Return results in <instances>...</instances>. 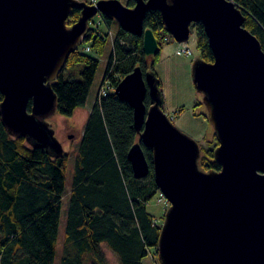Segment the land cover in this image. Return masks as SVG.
Here are the masks:
<instances>
[{
  "label": "water",
  "instance_id": "obj_1",
  "mask_svg": "<svg viewBox=\"0 0 264 264\" xmlns=\"http://www.w3.org/2000/svg\"><path fill=\"white\" fill-rule=\"evenodd\" d=\"M74 10L81 17L69 27ZM151 11L161 13L166 32L178 44L189 42L193 25L205 29L214 61L197 58L192 77L219 144L213 155L221 166L220 171L200 168V145L164 113L155 73L138 66L120 82L116 96L134 110L140 134L129 152L134 177L149 176L144 148L151 150L155 182L170 204L159 260L264 264V50L233 0H135L133 8L120 0L95 6L80 0H0L2 124L12 137L62 158L64 145L49 121L58 109L53 83L98 15L143 38L145 55L157 56L159 42L144 25Z\"/></svg>",
  "mask_w": 264,
  "mask_h": 264
},
{
  "label": "trees",
  "instance_id": "obj_2",
  "mask_svg": "<svg viewBox=\"0 0 264 264\" xmlns=\"http://www.w3.org/2000/svg\"><path fill=\"white\" fill-rule=\"evenodd\" d=\"M233 1L247 18L246 29L259 39L264 50V0ZM126 6L135 7V0H128ZM80 17L81 11L74 10L68 26ZM101 19L108 29L116 24L110 17ZM144 25L153 31L161 49L163 33H167L161 13L149 12ZM192 30L200 58L213 62L203 25H193ZM109 40L107 32L89 28L84 45L71 55L53 83L58 116L71 118L86 105L99 69L98 56L104 54ZM110 45L113 51L102 83H107L110 90L105 96L98 94L74 158L62 264H90L87 256L91 264H107L103 245L119 264H144L151 250L157 255L162 226L147 209L160 195L153 172V152L144 148L151 169L149 176L135 179L129 152L140 134L135 128L134 110L115 93L136 67L141 66L144 73H155V64L147 69L143 38L120 27ZM68 69L77 72L81 80H66L63 74ZM2 102L0 94V105ZM145 103L149 108V97ZM218 146L215 137L214 147L200 160L204 171L221 170L213 155ZM70 160L68 153L55 159L45 150L32 148L25 139L12 137L0 117V264H55Z\"/></svg>",
  "mask_w": 264,
  "mask_h": 264
},
{
  "label": "rangeland",
  "instance_id": "obj_3",
  "mask_svg": "<svg viewBox=\"0 0 264 264\" xmlns=\"http://www.w3.org/2000/svg\"><path fill=\"white\" fill-rule=\"evenodd\" d=\"M80 1L92 6L94 5V2L96 3V1L100 2L104 0ZM120 1L125 6L127 5L128 0ZM90 27L96 29L97 33L107 32L110 35V43L105 49L104 54L98 56L100 63L99 69L87 103L84 107L77 109L71 118H65L56 114L49 119L52 125L54 124L58 129L59 136H57L60 137L66 153L71 155L67 176L66 199L63 204L59 244L55 264H62V259L64 257L68 193L70 192L73 178L75 164L74 158L77 154L78 146L82 141L83 133L90 113L98 99V94L100 93V88L107 70L108 60L111 52L113 51V45L111 46L110 44L112 43L113 36L118 33L119 25L117 23L113 24L111 28L108 29L101 19V15H98L90 22L89 28ZM82 46L80 48H82ZM84 47L85 48L83 49L87 53H91V51L88 50V47ZM188 47L193 53L192 57H188L187 55L180 53L179 50L182 49L180 44H178L168 33H163V42L160 53L157 56L147 57L146 67L150 70L153 64H155L154 71L161 82V92L164 99L163 111L180 131L195 140L200 145L202 159V157L207 155V151L214 147L215 136L214 130L206 117L207 111L202 103V96L196 91L192 77V64L197 58H200V51L197 47L196 33L194 30H192ZM63 76L66 80L71 78L81 80V76L77 72L74 73L69 69L64 72ZM201 103L202 105H200ZM203 111L206 112L204 116H202ZM67 124H69L71 129H67L65 132L63 130L67 128ZM65 133L73 135V138L71 140H66ZM159 198V194H157L148 204L147 209L148 212L155 217L158 225L163 226V219L170 208V204L166 199L160 202ZM103 251L106 255L107 264H119L118 258L106 245H103ZM86 259L89 260L91 264V257L87 256ZM144 264H161V262L156 253L151 250L149 256L144 260Z\"/></svg>",
  "mask_w": 264,
  "mask_h": 264
},
{
  "label": "built area",
  "instance_id": "obj_4",
  "mask_svg": "<svg viewBox=\"0 0 264 264\" xmlns=\"http://www.w3.org/2000/svg\"><path fill=\"white\" fill-rule=\"evenodd\" d=\"M97 3H98L97 1H96V3L94 2V5H93V6L97 5ZM101 17H102V16H101ZM180 46L182 47V49L179 50L180 53L185 54V55H187L188 57H192V56H193L192 51H191L190 48L188 47V43H186V44H180ZM88 50H90L89 47H88ZM88 50H87V51H88ZM109 90H110V89H109L108 84L105 83L103 86H101L99 95H100V96H105V95L108 93ZM159 197H160V198H159V201H160V202H162L163 200H165V197H164V195H163L162 193H160Z\"/></svg>",
  "mask_w": 264,
  "mask_h": 264
},
{
  "label": "flooded vegetation",
  "instance_id": "obj_5",
  "mask_svg": "<svg viewBox=\"0 0 264 264\" xmlns=\"http://www.w3.org/2000/svg\"><path fill=\"white\" fill-rule=\"evenodd\" d=\"M148 57V56H147ZM147 57H146V59H147ZM206 114V112L205 111H203V113H202V116H204ZM65 123H67V122H65ZM66 125V124H65ZM53 126L55 127V125L53 124ZM67 128L66 129H64L63 131H65L66 132V130L68 129V130H70L71 129V127L69 126V124H67V126H66ZM56 128V127H55ZM56 134L59 136V134H58V129L56 128ZM65 138H66V140H71L72 138H73V135H71V134H68V133H65ZM57 136V137H58ZM59 138V140L61 141V139H60V137H58ZM62 142V141H61Z\"/></svg>",
  "mask_w": 264,
  "mask_h": 264
}]
</instances>
